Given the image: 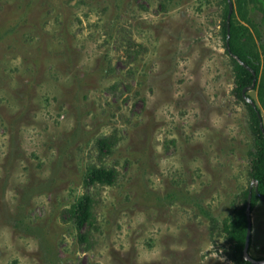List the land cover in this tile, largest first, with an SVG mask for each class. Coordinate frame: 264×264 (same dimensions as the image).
Listing matches in <instances>:
<instances>
[{
	"label": "rangeland",
	"instance_id": "374dc122",
	"mask_svg": "<svg viewBox=\"0 0 264 264\" xmlns=\"http://www.w3.org/2000/svg\"><path fill=\"white\" fill-rule=\"evenodd\" d=\"M232 1L264 121V14ZM225 7L0 0V264H235L224 229L254 184L253 135ZM104 137L117 143L101 157ZM102 164L116 183L86 186ZM87 193L98 229L82 244L66 210ZM252 219L250 254L264 259V200Z\"/></svg>",
	"mask_w": 264,
	"mask_h": 264
},
{
	"label": "trees",
	"instance_id": "16d2710c",
	"mask_svg": "<svg viewBox=\"0 0 264 264\" xmlns=\"http://www.w3.org/2000/svg\"><path fill=\"white\" fill-rule=\"evenodd\" d=\"M225 19H228L229 0H225ZM233 2V1H232ZM237 11L242 14L247 12L250 6L258 9L264 14V0H235ZM246 19L245 16L242 17ZM248 28L239 24L236 21V15L233 12L230 26V36L228 37V23L224 25V38L226 41L227 53L233 64L235 73V88L234 94L243 102L246 103L250 111V127L253 135V146L249 151L251 160V179L253 181V198L252 211L257 206L260 200H264V133L260 127V118L258 113H261L260 107H253L243 97V90L252 86L253 80H258L260 75V66L254 60V53L250 47L251 39L247 36ZM239 58L240 61H238ZM255 73V75L253 74ZM259 99L264 107V82L258 89ZM249 97V92L247 94ZM264 122V121H263ZM117 143L116 139L109 137L101 138L98 141L100 156H109ZM118 178V172L115 168H110L104 164L95 165L90 169L86 177V186H113ZM249 189L244 192L243 197L239 199L238 205H235L233 218L225 225L224 231L227 235L228 243L230 244L228 256L235 264H252L245 260L244 248L247 236V214L246 206L248 201ZM67 218L72 222L78 232L79 241L82 244H90L93 231L97 230L96 219L94 214V199L90 194H84L76 204L66 210ZM252 243V242H251ZM264 260V259H259Z\"/></svg>",
	"mask_w": 264,
	"mask_h": 264
},
{
	"label": "water",
	"instance_id": "95a60500",
	"mask_svg": "<svg viewBox=\"0 0 264 264\" xmlns=\"http://www.w3.org/2000/svg\"><path fill=\"white\" fill-rule=\"evenodd\" d=\"M234 12V4L232 0H229V14H228V37L230 36V26H231V19H232V14ZM238 61L239 58L236 57ZM255 75V73H253ZM257 85V80H253V84L250 87H247L243 90V97L247 99V101L255 108H257L256 103L247 97L248 92L251 90L255 89ZM258 116L260 118V127L264 133V122H263V117L262 114L259 112ZM253 187L254 185H251L249 189V195H248V201H247V206H246V214H247V221H248V226H247V236H246V241H245V248H244V257L245 260L252 263V264H264V260H256L254 259L251 254H250V248H251V242H252V232H253V219H252V198H253Z\"/></svg>",
	"mask_w": 264,
	"mask_h": 264
}]
</instances>
